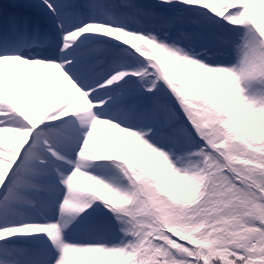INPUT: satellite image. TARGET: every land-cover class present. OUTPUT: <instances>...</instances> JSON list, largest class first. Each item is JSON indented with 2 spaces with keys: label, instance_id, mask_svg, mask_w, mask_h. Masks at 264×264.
<instances>
[{
  "label": "snow or ice",
  "instance_id": "snow-or-ice-1",
  "mask_svg": "<svg viewBox=\"0 0 264 264\" xmlns=\"http://www.w3.org/2000/svg\"><path fill=\"white\" fill-rule=\"evenodd\" d=\"M19 6L0 264H264V0Z\"/></svg>",
  "mask_w": 264,
  "mask_h": 264
},
{
  "label": "bare ground",
  "instance_id": "bare-ground-1",
  "mask_svg": "<svg viewBox=\"0 0 264 264\" xmlns=\"http://www.w3.org/2000/svg\"><path fill=\"white\" fill-rule=\"evenodd\" d=\"M9 1H11V3L13 4V6L15 7V8H20V9H22V10H24V12H31V11H35V12H37L38 13V10L37 9H27V8H24V7H21V6H19V5H22L23 3H25V0H9ZM31 2L32 3H37L38 2V0H31ZM23 13V12H22ZM24 14V13H23ZM39 14V13H38ZM11 15V14H10ZM99 127V126H98Z\"/></svg>",
  "mask_w": 264,
  "mask_h": 264
},
{
  "label": "rangeland",
  "instance_id": "rangeland-1",
  "mask_svg": "<svg viewBox=\"0 0 264 264\" xmlns=\"http://www.w3.org/2000/svg\"><path fill=\"white\" fill-rule=\"evenodd\" d=\"M16 13V12H15ZM39 21V20H38Z\"/></svg>",
  "mask_w": 264,
  "mask_h": 264
}]
</instances>
